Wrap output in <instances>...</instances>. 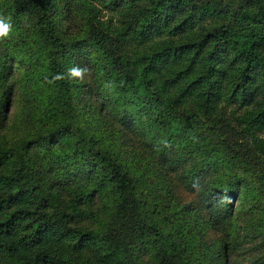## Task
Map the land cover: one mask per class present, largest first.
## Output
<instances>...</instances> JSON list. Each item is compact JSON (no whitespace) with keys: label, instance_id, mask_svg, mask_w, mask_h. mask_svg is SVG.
Wrapping results in <instances>:
<instances>
[{"label":"trees","instance_id":"1","mask_svg":"<svg viewBox=\"0 0 264 264\" xmlns=\"http://www.w3.org/2000/svg\"><path fill=\"white\" fill-rule=\"evenodd\" d=\"M2 2L0 264H264V0Z\"/></svg>","mask_w":264,"mask_h":264},{"label":"rangeland","instance_id":"2","mask_svg":"<svg viewBox=\"0 0 264 264\" xmlns=\"http://www.w3.org/2000/svg\"><path fill=\"white\" fill-rule=\"evenodd\" d=\"M3 0H0V10L3 8L4 3ZM101 16L99 17L101 20H105L108 18V14L106 11H101ZM78 18V17H77ZM76 18V19H77ZM64 30L68 34L72 33L75 34L80 31V28L74 23V22H65ZM73 28L71 30V27ZM70 32V33H69ZM17 61H13V63L10 66V73H17L16 68L19 69L20 72L23 71L22 65H16ZM16 63V64H15ZM16 85V83H13V86ZM14 88V87H13ZM19 95L15 92L14 89L10 92V99L5 104V111L3 118L1 120V127H0V141L4 142L6 144H10L11 142H14L18 140L19 135L24 133H30L31 128L27 125H23L21 123V120H19V117L21 115V112L18 109V104H20L19 101ZM170 179L173 181V192L175 199L180 203H186L189 206H198V217L200 219L205 217V212L200 209V206L202 204L200 203V200L198 198V188L195 186L194 189H191L189 186H186L184 181L180 180L177 174L170 173L169 174ZM223 198V197H222ZM91 220V219H90ZM199 221V220H198ZM206 237L208 239L213 238H226L224 234L219 232H214L211 230H208L206 233ZM244 240L242 238H239V247L236 248L234 252L229 254V260L232 261L234 264H244L246 262V257L248 255H254L255 250L251 247L250 243H243ZM246 248V249H245Z\"/></svg>","mask_w":264,"mask_h":264},{"label":"clouds","instance_id":"3","mask_svg":"<svg viewBox=\"0 0 264 264\" xmlns=\"http://www.w3.org/2000/svg\"><path fill=\"white\" fill-rule=\"evenodd\" d=\"M12 31L11 18L0 15V41L8 39ZM91 74L92 70L88 67L73 66L66 73L56 74L52 79L53 81L74 80L83 83L86 78L91 77ZM104 88L111 92L114 90L115 85L108 82L104 85Z\"/></svg>","mask_w":264,"mask_h":264}]
</instances>
